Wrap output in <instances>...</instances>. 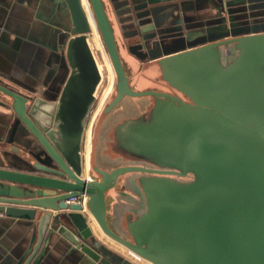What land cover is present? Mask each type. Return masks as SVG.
Instances as JSON below:
<instances>
[{
	"label": "water",
	"instance_id": "1",
	"mask_svg": "<svg viewBox=\"0 0 264 264\" xmlns=\"http://www.w3.org/2000/svg\"><path fill=\"white\" fill-rule=\"evenodd\" d=\"M65 2L70 26L62 42L68 70L57 96L33 95L0 79V91L11 98L15 113L8 142L13 141L20 123L34 139L23 147L9 146L18 158L10 159L0 151L4 156L0 212L28 219L26 224L36 235L24 252L26 258L18 257L14 264L30 263L47 230L101 264H139L95 235L81 203L66 201L81 193L87 196V209L104 234L139 261L264 264V28L226 29L196 43L187 41L180 49L158 48L140 54L159 56L162 77L183 96L173 91L135 90L102 0H86V5L83 0ZM134 2L111 0L120 22L133 21L126 34L138 37L129 40L133 43L129 48L137 53L138 48H146L147 35L142 37L138 21L142 14ZM123 11L126 16H120ZM91 21L116 78V91L100 110L90 140L89 166L97 177L84 174L82 154L85 122L104 75L91 38ZM228 34H236L237 53L223 64L219 45ZM142 94L156 96L152 120H130L118 128L120 147L170 167L123 164L101 168L94 152L102 121L123 96ZM130 170L142 173L145 210L129 222V236H125L107 222L105 192ZM188 172L192 176L184 181L151 174L185 176Z\"/></svg>",
	"mask_w": 264,
	"mask_h": 264
},
{
	"label": "crops",
	"instance_id": "2",
	"mask_svg": "<svg viewBox=\"0 0 264 264\" xmlns=\"http://www.w3.org/2000/svg\"><path fill=\"white\" fill-rule=\"evenodd\" d=\"M83 1L85 3V0ZM134 4L137 12L142 14L138 17V21L140 20L139 26L143 28V35L140 34V36L147 35L145 49L138 48L135 53L129 48V44H133L129 43V40L138 38L129 33L126 34L133 27V21L127 18L120 22L118 15L115 14V16L119 27L123 26L121 31L125 32L126 47L132 53L131 58L125 62V70L129 84L135 90H161L157 86L165 84L166 81L149 77L150 85L147 83L146 73L159 64V56L146 58L141 57L140 54L154 52L158 48L180 49L187 41L196 43L209 33H220L226 29L264 28V0H135ZM121 15L126 16L127 13L123 11ZM69 26L70 14L65 0H0V79L18 90L48 99L55 98L68 70L62 39ZM140 36L139 39H141ZM222 37L235 40L236 34ZM93 43L95 44L94 39ZM159 71L161 76V68ZM164 91L169 90L164 89ZM155 98H151V111H153ZM159 99L164 100L165 97ZM11 102V98L0 91V151H5L10 159L18 158L9 151L11 144L23 147L26 143L34 142L31 134L21 123L15 130L13 141L8 142L7 136L15 116ZM116 107L105 116L100 126V149L105 148L104 139L106 140L109 132L112 133L109 129L117 120L116 114L119 110ZM141 118L149 121L144 116L138 119ZM117 126L115 129L121 127V125ZM119 143L116 142L115 151L120 150ZM108 150L111 151V149H105L104 152ZM3 157L0 154V161ZM98 166L107 169L104 165ZM87 175L98 176L93 170ZM114 189L107 190L109 203H112L114 199L113 195L116 191ZM11 206L22 207L23 205L12 204ZM84 211L88 215L93 232L101 241L124 256L143 264L132 257L129 254L131 252L106 236L93 216L87 210ZM131 213L128 212L125 220L127 228L129 222L136 218ZM25 220L28 219L0 212V264H14L18 257L23 260L26 258L27 254L24 252L35 242L36 235L33 236L32 229ZM118 220L119 218H115L112 211H107V221L115 231L117 229L114 227ZM29 264L101 263L90 258L63 236L47 230Z\"/></svg>",
	"mask_w": 264,
	"mask_h": 264
},
{
	"label": "rangeland",
	"instance_id": "3",
	"mask_svg": "<svg viewBox=\"0 0 264 264\" xmlns=\"http://www.w3.org/2000/svg\"><path fill=\"white\" fill-rule=\"evenodd\" d=\"M102 2L109 16L110 24L112 26V29L115 35L118 52H119L121 61L123 63V66L125 68V62L131 58L132 53L126 47L124 35L121 31V28L119 27L117 23V19H116L115 12L111 4V0H102ZM84 4L86 5V0ZM90 33H91L92 40L94 39V42H95L94 47L96 50V54L98 58L101 59L100 60L101 64L103 63L102 68L104 71V75H103L102 82L99 85V89L97 91L96 101L85 122L84 139H83V147H82L85 175L91 174V170H92L91 166H89V163H88L89 161L88 156H89V147H90L89 140H91L93 127L97 119V115H95V117H93V115L95 111H97L98 108L102 109L104 107V105L108 102V100L114 95L115 90H116V86H115L116 78H115V74L113 72L110 60L108 58L107 50L105 46L102 44V42L100 41V35L97 32L93 22H92V31ZM219 47L221 48L220 60L223 64L231 60L237 53V48L234 46V40H223L222 43L219 45ZM158 68L160 69L159 64L156 65L155 68L152 67L150 70L147 71L146 73L148 75L147 83L149 85H150L149 77H157L161 81L163 82L165 81L162 75L159 76L160 71ZM157 87L161 90L167 89L169 91H173L177 93L178 95L183 96V94L179 90L172 88V86H170L166 81H165V84L163 83L162 85H159ZM153 97H156V96L154 95L152 96L151 94L125 95L124 99L118 102V104L116 105L117 106L116 108H118L119 110L116 114L117 120L109 129L110 131H112V133L109 132L106 136V140L104 139L103 144L105 148L103 149H100V143H99L100 137H101V131L99 130L98 132L96 145H95V152H94L95 162L97 165H101V166L104 165L107 169H111L115 165H123V164H143V165L144 164H148V165L158 164L157 163L158 161L153 159L151 156L125 151L121 149L120 147H118L120 149L118 151H115L114 149L116 142L119 143V138H118L119 136L117 133L118 128L115 129V127H118L117 125H121L122 127L128 121L136 120L143 116L146 117L149 121H151L152 119L151 98ZM104 98L105 100L102 102ZM105 149H111V151L108 150L104 152ZM93 172L95 173V171ZM140 175H141V172L138 170L125 171L122 174H120L117 177V180L114 183V185L107 189V190H110L112 188H115L114 190H116L113 195L114 199L112 200V203L111 202L109 203V200L107 198V195H106L107 190L105 192L106 218H107V211L108 210L109 212L112 211V213L115 214V218L116 217L119 218L114 228L117 229V231H119L120 234L125 235V236H129V230L126 227V222H125L126 218L128 217L127 216L128 212H132L131 214L135 218V217H138L145 210L144 192L139 182ZM191 176L192 174L188 172L185 176L177 175L176 178L181 179V180H186V179L191 178ZM140 262L143 264H148L143 260Z\"/></svg>",
	"mask_w": 264,
	"mask_h": 264
},
{
	"label": "built area",
	"instance_id": "4",
	"mask_svg": "<svg viewBox=\"0 0 264 264\" xmlns=\"http://www.w3.org/2000/svg\"><path fill=\"white\" fill-rule=\"evenodd\" d=\"M105 100V98L102 100V102ZM101 108H98L97 111H95L93 117H95V115L98 116L99 112H100ZM98 113V114H97ZM90 142V140H89ZM91 143V142H90ZM90 149V147H89ZM66 201L68 203H81L82 205V209H87V205H86V201H87V196L84 193L78 194V195H71L69 196Z\"/></svg>",
	"mask_w": 264,
	"mask_h": 264
},
{
	"label": "flooded vegetation",
	"instance_id": "5",
	"mask_svg": "<svg viewBox=\"0 0 264 264\" xmlns=\"http://www.w3.org/2000/svg\"><path fill=\"white\" fill-rule=\"evenodd\" d=\"M158 164L156 165H148V166H153V167H157V168H169V166H167L166 164L157 162ZM151 174H155V175H159V176H165V177H170L172 179H175L176 181H179L180 179L176 178L177 175H173V174H157V173H151Z\"/></svg>",
	"mask_w": 264,
	"mask_h": 264
},
{
	"label": "bare ground",
	"instance_id": "6",
	"mask_svg": "<svg viewBox=\"0 0 264 264\" xmlns=\"http://www.w3.org/2000/svg\"><path fill=\"white\" fill-rule=\"evenodd\" d=\"M66 3V2H65ZM67 5V4H66ZM68 8V7H67ZM68 11H69V9H68ZM70 14V13H69ZM94 35V34H93ZM94 44V43H93ZM108 58H109V60H110V57H109V55H108ZM101 60V59H100ZM101 63V62H100ZM110 63H111V60H110ZM103 64V63H102ZM102 64H100V66L102 67ZM111 66H112V63H111ZM112 69H113V72H114V74H115V71H114V68H113V66H112ZM102 100V99H101ZM85 210H87L90 214H91V216H93V214L91 213V211L90 210H88V209H85ZM93 218H94V216H93ZM94 220H95V222L97 223V221H96V219L94 218ZM97 225H98V223H97ZM99 226V225H98ZM99 228H100V230L102 231V229H101V227L99 226ZM103 232V231H102ZM104 233V232H103ZM107 236V235H106ZM111 239V238H110ZM113 240V239H112ZM114 241V240H113ZM116 242V241H115ZM127 249V248H126ZM128 251H130L129 249H127ZM131 252V251H130ZM142 260L143 261H145L146 263H148V264H151L149 261H147L146 259H144V258H142Z\"/></svg>",
	"mask_w": 264,
	"mask_h": 264
},
{
	"label": "trees",
	"instance_id": "7",
	"mask_svg": "<svg viewBox=\"0 0 264 264\" xmlns=\"http://www.w3.org/2000/svg\"><path fill=\"white\" fill-rule=\"evenodd\" d=\"M115 91H116V90H115ZM167 166H168V165H167ZM169 167H170V166H169ZM179 181H184V180H181V179H180Z\"/></svg>",
	"mask_w": 264,
	"mask_h": 264
}]
</instances>
